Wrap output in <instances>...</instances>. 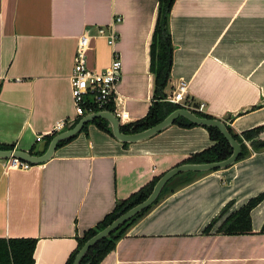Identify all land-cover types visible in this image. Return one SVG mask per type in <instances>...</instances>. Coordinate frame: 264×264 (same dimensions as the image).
<instances>
[{
  "label": "crops",
  "instance_id": "obj_1",
  "mask_svg": "<svg viewBox=\"0 0 264 264\" xmlns=\"http://www.w3.org/2000/svg\"><path fill=\"white\" fill-rule=\"evenodd\" d=\"M157 9L158 0H0V144L40 155L56 122L65 120L66 129L77 119L69 79L77 40L115 17L113 48L92 38L87 67L103 70L114 49L121 60L115 106L127 113L120 123L145 116ZM169 30L167 96L184 81L190 106L203 104L202 112L233 132L264 125V0H175ZM212 144L202 125L173 123L124 146L89 124L41 164L8 168L0 159V238H36L34 264H65L77 238L116 201ZM248 149L227 168L180 173L99 264H264V199L250 212L251 233H216L231 212L264 192V149Z\"/></svg>",
  "mask_w": 264,
  "mask_h": 264
},
{
  "label": "trees",
  "instance_id": "obj_2",
  "mask_svg": "<svg viewBox=\"0 0 264 264\" xmlns=\"http://www.w3.org/2000/svg\"><path fill=\"white\" fill-rule=\"evenodd\" d=\"M175 0H158L157 16L155 20L154 29L151 36V41L149 45V71L154 77V87H153V99L149 110L146 115L142 118L127 124H121L120 130L125 134L135 133L145 130L164 119L168 114L178 108H186L195 113L198 116H203L207 118H215L207 113L197 110L191 106H183L175 103H171L166 100V88L169 84L171 68L173 63V43L171 40V33L169 30V17L172 9V5ZM256 107V106H255ZM254 108V107H253ZM107 110L113 111V106H108ZM100 109L94 108L93 111H98ZM80 117L75 119L68 128L73 127ZM226 123V122H225ZM89 124L96 125L99 129L112 135L111 129L108 122L105 119H94L89 123L85 124L81 130L86 131ZM174 124L181 127L189 128L196 126V124L190 122L188 119L180 116L176 118ZM227 129L233 136L235 140L241 143V151L238 155L236 161L244 159L249 155L248 146L244 143L247 141L250 143V147L254 151H260L264 149V140L255 139L256 136L264 129V125H260L248 130L241 132L240 134L232 131L230 126L226 123ZM207 129L209 137L213 144L197 153L191 154L186 158L183 163H207L220 161L227 158L231 152L232 148L221 134V132L213 126H203ZM55 134L48 135L46 138V143L48 144ZM113 136V135H112ZM72 139L68 138L62 140L58 143L61 146ZM124 146L128 143L123 142ZM0 149L7 150L12 149L11 146L0 144ZM215 171V170H210ZM171 178L161 190L158 198L146 209L137 213L125 223L120 225L115 231L110 235L100 240L97 244L89 249L86 255L81 260L80 264H99L101 260L112 251L117 241L126 233V231L131 227L139 218H141L154 204H156L159 199L165 195L170 189L169 186L175 177ZM160 176L154 177L146 185L141 187L136 192L132 193L129 197L118 200L115 203L114 208L106 214L102 220H100L95 226L89 228L84 232L82 237L77 238V246L70 253L65 264H71L78 250L82 247L86 240L97 233L99 230L110 224L115 218L120 216L122 213L135 206L136 204L143 201L152 191L153 186L157 182ZM189 180V179H187ZM187 180L176 186L184 185ZM264 199V192L250 198L242 207L238 210L231 212L217 227V234L225 235H236V234H248L252 232L251 229V210L259 204ZM229 207L227 204L222 210L221 215L224 214ZM216 223V218H214L204 229L205 233H208L212 226ZM261 233H264V223L260 229ZM36 238H0V264H34V250L36 247Z\"/></svg>",
  "mask_w": 264,
  "mask_h": 264
},
{
  "label": "water",
  "instance_id": "obj_3",
  "mask_svg": "<svg viewBox=\"0 0 264 264\" xmlns=\"http://www.w3.org/2000/svg\"><path fill=\"white\" fill-rule=\"evenodd\" d=\"M180 116L188 119L190 122L196 125L213 126L217 128L231 146L232 148L231 154L227 158L220 161L207 162V163H184L177 165L171 168L170 170H168L167 172H165L157 180V182L153 186L152 191L143 201H141L140 203L136 204L135 206L131 207L130 209L122 213L120 216L115 218L110 224H108L103 229L99 230L97 233H95L93 236H91L88 240L85 241V243L78 250L77 254L75 255L71 263V264H80L81 260L83 259V257L86 255V253L89 251L91 247L97 244L100 240L110 235L113 231H115L120 225L125 223L131 217L141 212L142 210L146 209L151 204H153L154 201L158 198L164 185L174 176L184 172H205L210 170L224 169L234 164L241 151V143H239L237 140L233 138V136L227 129L226 123L223 120L217 118H207L203 116H198L186 108H178L172 111L170 114H168L159 123L145 130L135 133L125 134L120 130L121 123L119 119L112 112L108 110H100L89 114H85L78 120V122L73 127L66 128L56 133L48 143L45 150H44L45 143L40 144L39 151H43L40 155H32L28 152L16 150V149H7V150L0 149V159H9L11 157H16L23 161L28 162L31 165L41 164L47 161L49 158H51L60 141L73 137L75 134H77L82 130L85 124L98 118L105 119L108 122L112 135L116 139H118L121 142L134 143L147 139L150 136L160 132L167 126L173 124L176 118ZM255 139L264 140V129L256 136ZM244 143L250 146L249 142L244 141Z\"/></svg>",
  "mask_w": 264,
  "mask_h": 264
},
{
  "label": "built area",
  "instance_id": "obj_4",
  "mask_svg": "<svg viewBox=\"0 0 264 264\" xmlns=\"http://www.w3.org/2000/svg\"><path fill=\"white\" fill-rule=\"evenodd\" d=\"M119 20L120 18L115 17L113 23L106 26H98L94 34H91L86 29L77 40L73 57V68L69 78L77 118L96 112L93 111L94 108L107 110L106 108L111 105L113 106V111H108L112 112L119 121L127 118V113L118 110L115 106V100L117 99L115 85L121 76V60L119 54L113 49V58L110 64L101 71L87 67V52L91 49V39L102 37L113 48L118 37L113 24ZM186 93L187 84L184 81H180L175 89L172 90L171 94L166 97V100L175 104L190 106V101L186 97ZM197 109L202 111L203 104ZM65 126V120L56 122L51 130V134H56L64 130ZM39 139L40 137L37 138V140ZM6 165L8 168L26 169L31 164L19 158L11 157L7 159Z\"/></svg>",
  "mask_w": 264,
  "mask_h": 264
}]
</instances>
